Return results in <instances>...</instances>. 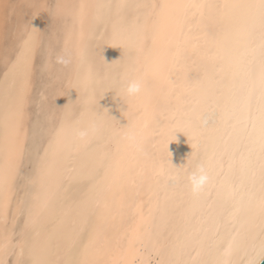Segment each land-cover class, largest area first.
<instances>
[{"label":"bare ground","instance_id":"6f19581e","mask_svg":"<svg viewBox=\"0 0 264 264\" xmlns=\"http://www.w3.org/2000/svg\"><path fill=\"white\" fill-rule=\"evenodd\" d=\"M127 1L129 0H59L67 6L61 17L66 16L67 19L69 17L71 21L63 39V47L71 50L75 65V78L71 84L73 95L70 97V102L74 98L79 100V97L84 96L89 103L76 111L73 117L65 118L62 150L56 158L55 167L51 173H48L43 166L39 170L38 178L41 183V198L36 204L48 200L49 206L43 213L42 219L47 221L45 231L52 234L50 244L53 251L57 245L65 242L62 234L56 231L57 218L62 213L68 212L64 217L63 232L70 231L73 221L77 218L75 203L84 198L95 183L93 195L106 206L103 209V219L99 218V213L89 215L87 226L80 238L87 234L89 226L93 227L92 230L90 229L91 232L94 230L99 232L97 245L89 253V259H94L96 264H124L127 258L121 254L118 242L132 229L142 233L150 226H159L163 235H167L174 226L188 231L207 230L209 242L217 228L224 241L236 235L231 226H226L220 219V210L233 177L239 174L244 164L240 144L247 142L243 123L246 110L243 109L242 104L237 108L239 122L230 119L229 116L237 105L238 94L249 87V80L244 72L245 66L254 62L258 68L260 62L259 40L251 41L247 36L246 10L194 7L182 9L180 11L186 14L187 24L180 31L169 24L168 14L175 10L161 8L162 5L177 4L242 5L255 0H131L135 2L134 5L154 7L133 8L130 13L123 11L122 22L125 25H138V30L114 35L111 29L112 35L107 43L103 44L105 45L104 52L102 51L104 64L108 65L111 62L124 64L122 69L119 68L122 77L118 80L115 72L110 74L103 67L97 68L93 63L91 64L86 55L88 45L85 40L93 35L94 25L98 21L97 16L103 17L108 12L107 9L97 8L96 5L126 4ZM82 4L88 6L83 9V15L79 8ZM153 10H156L154 27L149 33L150 11ZM112 11L113 17L109 20L113 28L116 18L115 10ZM218 12L219 17H217ZM31 14L32 18L36 17L35 12ZM50 16L48 14V17ZM139 70L141 73H137ZM96 76L102 79L103 84L95 86V97L98 90L107 94L114 81L119 82L116 85L114 101L109 106L105 104L101 110L94 102H90L93 88L85 87L89 84V78ZM141 77L145 80L142 91L137 97L140 108L136 106L133 110L131 120L134 127L120 150L117 146L110 145L112 141L106 139L108 134L116 135L123 126L128 111H123L126 115L122 116L121 120L113 121L111 124L109 122L121 105L129 103V99L120 92L125 80ZM71 80L72 78L67 77L68 83H66L69 84ZM256 84L258 88V81ZM77 86L80 90H77ZM26 88L21 89L22 92ZM105 88L108 90H104ZM26 93L24 91V95ZM130 102L133 103L132 100ZM251 103L253 109L258 107V92ZM15 106L16 104L7 114L0 147L3 145L5 133L12 135L18 108ZM204 121H207V124ZM193 124L196 125L194 131L199 141V150L196 156L192 157L191 162L189 157L193 149L183 132H177L176 138L159 137L156 134V129L161 125L171 127ZM23 126L25 125L21 121L18 135L15 137L21 148L26 135ZM82 133L84 135H81ZM142 140L143 152L138 150ZM165 143L169 145L168 152L164 151ZM101 147L110 157L118 161V167H115L108 177H98V183L85 179L68 185L62 181L61 177L69 174L73 169L79 173L87 168L91 154ZM258 156L259 150L256 145L253 157L256 159L257 190L260 182ZM0 157L2 164V151ZM161 158L172 160V164L176 167L184 165L181 179L175 188H165L164 178L157 174ZM200 164L207 169L211 179L204 186L199 203L193 205L191 190L185 177ZM93 217H95L94 221ZM5 230L1 229L0 245L3 244ZM14 230L11 226L7 232L11 235ZM253 243L258 244L259 240L253 241L245 230H240V234L236 236L237 247L244 248ZM136 247L139 254H144V249L139 244ZM0 259L8 260V257H4L0 251Z\"/></svg>","mask_w":264,"mask_h":264},{"label":"snow or ice","instance_id":"6c2138e0","mask_svg":"<svg viewBox=\"0 0 264 264\" xmlns=\"http://www.w3.org/2000/svg\"><path fill=\"white\" fill-rule=\"evenodd\" d=\"M28 7L47 11L53 19H57L67 6L57 0L54 6L51 7L48 3L29 5ZM86 7L88 6L83 4L79 6L81 15H83V9ZM96 7L108 10L103 18L105 22L113 17L112 10H115L116 19L113 23V34L121 35L135 32L139 28L138 25H125L122 22V13L125 9L154 6L117 3L96 5ZM189 7L244 9L246 10L248 39L251 41L259 40V66L257 68L254 62H250L245 66L244 72L249 80V87L238 94L237 105L234 106L229 116L230 119H236L239 122L237 108L242 104L243 109L246 110L243 123L247 142L240 144L241 158L244 164L239 174L233 177L227 197L220 210V219L226 226H231L236 235L230 240L224 241L217 228L209 242L207 230L195 229L188 231L185 228L174 226L168 231L167 235H163L159 226H150L142 233L135 229H132L130 233H125L118 242L121 254L127 258L124 264H264V0H255V2L242 5L177 4L161 6L162 9L175 10L168 14L169 24L172 28L180 31L187 24V16L180 10ZM219 16L220 13L218 12L217 17ZM100 19L101 17L98 15L97 20ZM22 27L23 34L27 38L10 60L6 58L8 66V71L5 73L6 81L9 75L19 78L22 82L27 81L40 46L36 28L32 27L29 22H24ZM49 51L50 48L48 53ZM102 84L103 81L98 76L89 78V84L85 87L91 86L93 88V97L90 102H95V86ZM77 90H80L79 86H77ZM104 90H108V88ZM257 92L259 94V105L253 109L251 101ZM22 119L23 104L21 98L16 112V121L13 124L12 135L10 136L6 132L3 145L0 147V151L3 152V162L0 164V221L7 225L11 217L14 229L18 226V222H22L19 232L21 239L13 243L12 236L17 235V233L13 231L9 235L7 229L5 230L0 251H2L4 257L14 256L15 260L0 259V264H96L94 259H89V253L97 245L99 232L94 230L88 235L87 243L78 246V240L87 226L88 216L99 213V218L103 219V209L106 206L93 195L95 183H93L92 188L89 189L84 198L75 203L77 218L73 221V227L70 231L63 232L64 217L68 215V212L62 213L57 218L56 231L62 234L65 242L62 245H57L55 251H53L50 244L52 234L45 231L47 221L42 219L43 213L49 206L48 200L45 199L36 204L30 203L23 197L16 198L17 177L25 164L24 150L18 145L15 138L18 135V128ZM204 123L207 124V121H204ZM133 127V125L122 127L124 135L127 136ZM195 127V124L171 127L161 125L156 129V134L159 137L176 138L177 132H183L193 146V152L189 157L191 162L192 157H195L199 150V141L194 131ZM63 134L64 123L62 122L59 128L54 129L51 140L44 150L42 163L48 173H51L55 167L56 158L62 150ZM256 145H258L259 150L258 162L260 169L258 190L255 179L256 159L253 157ZM138 150L143 152V140L138 145ZM164 151L168 152L167 143L164 145ZM49 156L52 157L51 161L48 159ZM199 166L203 167V164ZM115 167H118V161L114 157H110L101 147L91 154L87 168L79 173L73 169L69 174L62 176L61 179L68 185L85 179L98 183V177H108ZM183 167L184 165L179 168L173 167L171 160L160 159L157 174L164 178L165 188H175L178 185ZM201 193L202 190L198 192L190 191L193 205L199 203ZM240 230H245L253 241L258 239L259 243L238 248L236 236L240 234ZM29 231H31L32 237L30 240H26L25 237ZM137 244L144 249V254L138 253ZM17 249H19V252H17ZM26 249L29 257L27 261L23 259Z\"/></svg>","mask_w":264,"mask_h":264},{"label":"rangeland","instance_id":"374dc122","mask_svg":"<svg viewBox=\"0 0 264 264\" xmlns=\"http://www.w3.org/2000/svg\"><path fill=\"white\" fill-rule=\"evenodd\" d=\"M45 1L44 0H0V145L2 142L5 125L7 122V114L11 112V109L15 104L16 106H18L21 101V98L25 96L22 99L24 101L22 102V104H24L23 119H25V121H23L22 119V123L23 125H25L23 126V128L25 127L26 129V131L24 129L26 135L24 136L23 147H22V149L24 150L25 164L21 169L20 175L17 177L15 196L16 198H21V197L26 198L30 203H36L41 198V191H40L41 183L39 182L38 179L39 170L43 167L42 158L44 157V150L47 148L48 143L51 140L54 129L59 128V126L65 120V118L73 117L76 111L81 110L84 106H86L89 103V100L84 98V96L79 97V100L78 98L77 99L74 98L73 101L70 102V97L71 95H73L71 94L72 91L71 84L74 82V78H75L74 75L75 65H73L74 62L72 61L71 50H68V48L63 47L64 32L71 25V21L69 17L67 16L69 19L68 20L66 16L64 17L62 16L64 18L63 20V18L60 16V18H57L54 21V19L53 20L51 19L53 18L52 16L48 17L49 13H46L47 11L45 12L35 7H28L29 5H40L45 3L49 4L50 2L54 1L49 5L51 7L52 4L57 2V0H49V1L47 0L46 2ZM145 2L144 4H146ZM134 3L135 2L129 0L127 1L126 4L134 5ZM132 10L133 8H129V9H125L124 11H126L127 13L129 11L130 13ZM31 11L36 13L35 18H32ZM153 11H150L151 16L149 18L151 23H150V28H148L149 33L152 32L153 29L151 28L154 27L153 24H154V19H155L154 17L156 14V10L154 12ZM103 18L104 16L101 17L100 20L96 21V25H94L95 30H93V35H91V38L88 36L85 40L86 45H88L86 47L87 50L86 55L87 58H89L91 64L93 63V65L96 66L97 68L103 67L110 74L115 72V75H117L118 80H120V78L122 77V71L119 68L122 69V66H124L123 62L120 64H115L111 62L108 65L103 63V52L105 48V45L103 44L107 43V40L112 35L110 34L112 33L111 29H113L112 24H110L111 21L108 19V21L105 22ZM48 19L49 20L51 19L50 20L51 22ZM24 22H29V24L32 25V27L36 28L37 30L36 35L40 41L41 46H39L37 50L38 52L35 57L34 66L28 75L27 81L22 83V81L19 78H15L12 75H9L6 81L5 73L8 71L6 58L10 60L13 57L14 53L23 45L22 42H24V40L27 38L23 34L22 25ZM49 48H51V50L54 53H62L65 52V50H68L69 52L67 51V58L70 57L71 63L68 64L57 63L55 59V55H53L51 60L52 66H50L52 69L48 66L45 67V65L49 64L48 61ZM61 49H64V51H62ZM138 72L141 73V70L137 71V73ZM67 77L72 78L69 84H67L68 83ZM28 80L30 83H28ZM139 80H141L142 83H144L145 79L144 77H141ZM26 83H28V85ZM65 83L67 85H65ZM117 83L119 82L114 81V83L110 88V91L107 94L98 90L94 102L97 108L101 110L105 104L109 106V104H111L114 101V96L117 90L116 88ZM64 85L66 87H64ZM27 86L30 88H28ZM22 87L23 88L27 87L26 88L27 90L29 89L28 91L26 89L24 90L25 93L27 91L25 95H24V91L22 92L21 90L23 89ZM137 97L138 95H136L132 99L128 98L129 103L121 105L120 108L117 109L116 111L117 114H114L109 124L113 123V121L121 120V117L122 116L125 117V115L127 114L125 122L123 123L122 127H125L127 125H133V122L131 120L133 110L136 106L140 108V103ZM130 100H132L133 103L130 102ZM69 107H71L73 110ZM124 110L128 111V113L126 112L125 115L123 114ZM122 127L116 132V135L113 136L112 134H108L109 135V136L107 135L108 138L106 136L107 141L109 142L112 141L109 144L117 146L118 149L120 150L124 145V143L126 142L129 135V134L127 136L124 135V129ZM48 159L50 160L51 157L49 156ZM94 219L95 217H93V221ZM11 226H13L11 217L9 218L7 225L1 222L0 234H1V229H8ZM21 227H22V222H18V226L14 230L17 233V235L12 236L13 243H16L19 239H21V237L19 236ZM92 228L93 227L89 226L87 234L79 239V246L83 245L84 243H87L88 235L91 233ZM31 237H32V233L31 231H29L25 239L30 240ZM28 258L29 257L26 249L23 259L27 261ZM8 260L14 261V256L8 257Z\"/></svg>","mask_w":264,"mask_h":264},{"label":"clouds","instance_id":"9594fccd","mask_svg":"<svg viewBox=\"0 0 264 264\" xmlns=\"http://www.w3.org/2000/svg\"><path fill=\"white\" fill-rule=\"evenodd\" d=\"M53 55H55V59H56L57 63L68 64L70 62V57L66 58L67 57L66 51L62 52V53H54L50 49V51L48 53V57H49V64L47 65L48 67L51 66V60H52ZM142 88H143V83L141 80H139V79H126L120 88V92L125 97L132 99L142 91ZM168 147H169V145H168ZM191 147L193 149L192 145H191ZM171 163H172V160H171ZM173 167H176V166L173 165ZM176 168H179V167H176ZM210 178L211 177H210L207 169L204 166L203 167L197 166L194 170H192L185 177V179L188 181V187L193 192H198V191L203 190L204 186L210 180ZM202 181H203V183H202Z\"/></svg>","mask_w":264,"mask_h":264}]
</instances>
